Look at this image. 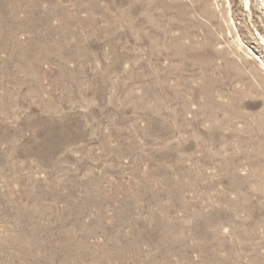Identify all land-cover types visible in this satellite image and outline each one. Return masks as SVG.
<instances>
[{
    "label": "rangeland",
    "instance_id": "1",
    "mask_svg": "<svg viewBox=\"0 0 264 264\" xmlns=\"http://www.w3.org/2000/svg\"><path fill=\"white\" fill-rule=\"evenodd\" d=\"M260 1L0 0V264H264Z\"/></svg>",
    "mask_w": 264,
    "mask_h": 264
},
{
    "label": "bare ground",
    "instance_id": "2",
    "mask_svg": "<svg viewBox=\"0 0 264 264\" xmlns=\"http://www.w3.org/2000/svg\"><path fill=\"white\" fill-rule=\"evenodd\" d=\"M228 1V0H227ZM259 2V1H258ZM257 2V3H258ZM251 3L252 2H250V0H241V5H242V7H243V9L245 10V11H250L251 10ZM229 4V3H228ZM259 5V4H258ZM260 5H261V8H262V10H263V13H264V0H261L260 1ZM251 13V12H250ZM263 20V19H262ZM264 22V21H263ZM260 34V33H259ZM255 39V38H254ZM260 39H262L263 41H264V36H261L260 37ZM240 40V39H239ZM256 42V41H255ZM259 42H260V40H259ZM261 43V42H260ZM263 43V42H262ZM257 44H258V42H257Z\"/></svg>",
    "mask_w": 264,
    "mask_h": 264
}]
</instances>
